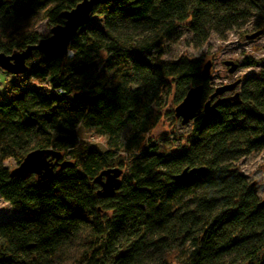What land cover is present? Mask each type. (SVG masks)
<instances>
[{"label": "trees", "instance_id": "obj_1", "mask_svg": "<svg viewBox=\"0 0 264 264\" xmlns=\"http://www.w3.org/2000/svg\"><path fill=\"white\" fill-rule=\"evenodd\" d=\"M79 1L0 0V53L36 44L37 26L63 24ZM180 26L193 47L263 33L264 0H101L70 56L32 52L0 96V200L21 212L0 223V264H264L263 200L236 168L264 148V65L238 105L200 111L182 148L163 151L149 137L159 121L189 88L202 85V102L212 92L200 59L162 58ZM35 149L72 166L40 183L9 177L4 163ZM109 168L123 169L120 186L100 198L92 181ZM185 168L204 172L176 180Z\"/></svg>", "mask_w": 264, "mask_h": 264}, {"label": "water", "instance_id": "obj_2", "mask_svg": "<svg viewBox=\"0 0 264 264\" xmlns=\"http://www.w3.org/2000/svg\"><path fill=\"white\" fill-rule=\"evenodd\" d=\"M101 0H80L72 9L63 13V24L53 26L49 30V35L41 38L36 44L26 47L20 52H13L10 55L0 53V70L13 75H22L27 72L28 67L26 60L29 59L33 51L42 54L45 58H52L66 53L70 40L76 31L88 24L90 20L93 5ZM259 1V0H253ZM262 31H255L245 35V39L252 40L258 37ZM227 67V72L233 74L236 72L238 65L232 61L223 63ZM209 62L202 65V74L208 76ZM237 79L229 84L221 85L214 88L205 101H201L203 87L197 85L189 88L182 100L174 107L173 116L179 120L181 126H185L192 121L196 115L203 111L208 116H213L216 108L224 103L238 105L240 103L239 92L232 93L240 84ZM231 93L228 96L223 94ZM59 152L50 149H35L28 152L21 162L8 174L11 178L26 179L33 175L37 182L49 181L54 173L55 168L64 169L72 166L67 160H60ZM203 168H185L181 173L175 176L178 181L186 180L194 174H201ZM121 169L109 168L102 170L92 181L97 185L96 194L100 198H110L119 189ZM264 205V199L261 202Z\"/></svg>", "mask_w": 264, "mask_h": 264}, {"label": "rangeland", "instance_id": "obj_3", "mask_svg": "<svg viewBox=\"0 0 264 264\" xmlns=\"http://www.w3.org/2000/svg\"><path fill=\"white\" fill-rule=\"evenodd\" d=\"M96 22V18H92ZM50 27L43 22L37 26V31L42 37L49 35ZM251 27L247 26L239 32H231L226 40H218L211 36L208 42L202 47H193L188 43L190 35L183 26L178 28L177 33L171 39L165 41L162 45L164 51L163 59H176L181 56L200 59L202 65L209 62L208 79L209 87L214 88L229 84L237 79L242 82L245 78L256 76L258 69L264 65V32L252 40L245 39V35L253 32ZM259 31V30H257ZM261 31V30H260ZM253 59L256 63L252 66H246V60ZM232 61L238 65L235 73L229 74L224 62ZM24 77L13 76L0 70V96L4 97L5 90L11 85L19 83ZM240 82V83H241ZM238 85L232 92H240ZM230 94H226L228 96ZM174 107L172 108L173 112ZM188 128L181 126L179 120L163 117L150 133V138L160 143L163 151L177 153L182 144L177 141L181 135H186ZM165 135V136H163ZM165 140V141H164ZM68 159V158H66ZM4 166L11 170L16 165L13 161H7ZM237 170L246 178L256 190L258 199H264V148L263 150L252 153L241 159L236 164ZM123 173V169H122ZM122 176V174H121ZM21 212L9 207L0 200V223L19 218Z\"/></svg>", "mask_w": 264, "mask_h": 264}, {"label": "built area", "instance_id": "obj_4", "mask_svg": "<svg viewBox=\"0 0 264 264\" xmlns=\"http://www.w3.org/2000/svg\"><path fill=\"white\" fill-rule=\"evenodd\" d=\"M66 55L70 56L71 52H69V50L66 51Z\"/></svg>", "mask_w": 264, "mask_h": 264}, {"label": "bare ground", "instance_id": "obj_5", "mask_svg": "<svg viewBox=\"0 0 264 264\" xmlns=\"http://www.w3.org/2000/svg\"><path fill=\"white\" fill-rule=\"evenodd\" d=\"M226 94H231V93H226ZM226 94H223V95L226 96Z\"/></svg>", "mask_w": 264, "mask_h": 264}]
</instances>
